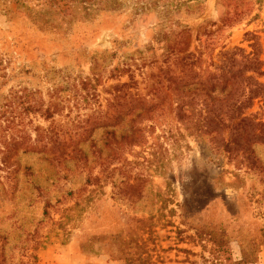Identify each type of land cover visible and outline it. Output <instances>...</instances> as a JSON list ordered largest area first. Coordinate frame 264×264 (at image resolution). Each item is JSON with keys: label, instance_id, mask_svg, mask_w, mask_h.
I'll list each match as a JSON object with an SVG mask.
<instances>
[{"label": "rangeland", "instance_id": "1", "mask_svg": "<svg viewBox=\"0 0 264 264\" xmlns=\"http://www.w3.org/2000/svg\"><path fill=\"white\" fill-rule=\"evenodd\" d=\"M44 1L0 0V264H264V142L178 122V56L264 71V0Z\"/></svg>", "mask_w": 264, "mask_h": 264}, {"label": "trees", "instance_id": "2", "mask_svg": "<svg viewBox=\"0 0 264 264\" xmlns=\"http://www.w3.org/2000/svg\"><path fill=\"white\" fill-rule=\"evenodd\" d=\"M117 2L48 0L42 3L48 9L41 15L46 19L52 8L54 11L65 9L71 23L74 19L89 18L94 11L110 9ZM178 70V91L192 96L187 103L183 102L184 105L178 99V122L204 134L221 136L228 129L242 142H264V125H256L244 116L255 101L263 100L264 103V84L260 82L264 71L259 61L245 55L242 49L223 53L219 64L203 60L202 55L187 54L178 56ZM244 125H248L247 131L243 129ZM255 125L260 129L258 133L254 131Z\"/></svg>", "mask_w": 264, "mask_h": 264}]
</instances>
